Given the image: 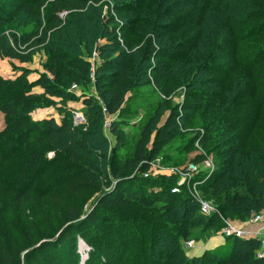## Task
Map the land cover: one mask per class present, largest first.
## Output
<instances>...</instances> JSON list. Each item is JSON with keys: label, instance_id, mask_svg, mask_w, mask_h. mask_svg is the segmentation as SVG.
Instances as JSON below:
<instances>
[{"label": "trees", "instance_id": "obj_1", "mask_svg": "<svg viewBox=\"0 0 264 264\" xmlns=\"http://www.w3.org/2000/svg\"><path fill=\"white\" fill-rule=\"evenodd\" d=\"M22 1L27 4L36 2ZM99 1L53 0L45 12L46 28L36 32L27 30L26 33L31 35L27 39L25 34L20 38L14 35L12 43L0 51L1 55L12 60L18 58L22 51L44 45L49 52V71L54 78L66 84H81L89 77V63L55 45V36L48 30L62 25L60 12L70 14L73 8L82 12L88 4ZM113 5L117 12L133 14L118 24L111 13L112 28L105 30L107 44L122 56L118 60L119 57L103 54L94 76L95 86L103 90V105L87 99L89 111L84 124L73 126L72 115L63 109V104L57 107L62 114L59 123L53 118L31 119L30 113L36 107L54 104L48 101L47 96L55 93L56 89L47 76L42 75L33 83H28L23 76L17 80L0 76V110L7 121L6 127L0 130V181L4 173L14 168V162H18L14 178L20 186L18 196H25L39 176L41 171L38 170L54 158L46 155L49 150L57 148L49 138L50 134L67 130L74 134V146L90 152L89 136L91 132L99 133L103 113L116 115L119 119L127 117L126 95L130 92L131 96L132 93L137 95L139 87L143 86L148 90L146 97H153L151 104L154 106L139 120L137 137L125 134L120 121L111 123V130L122 145L128 137L134 140L133 145H128L132 154L125 153L123 157L113 154L108 164L115 184L97 196L93 211L123 219L131 218L127 210L138 206L150 212H164L170 221L145 223L149 232L145 238L137 234L139 243L131 259H124L125 248L123 251L120 249L121 259L116 258L117 247H123L120 241L113 249L104 243L99 246L93 244L89 254L93 256L96 252L104 262L118 260L123 264H174L175 259L176 264H234L253 255L249 264H264V255L254 256V245H259L256 238L229 237L222 247L205 249L198 255H189L183 246L190 229L197 225H222L225 218L245 220L264 208L262 108L250 107L252 100L261 101V106L264 105V42L260 43V31H254L256 25L262 24L253 22L247 29L242 27L255 17L264 16L262 0H113ZM0 19H4L1 11ZM121 25L125 28L124 43L116 34ZM246 38L255 40L247 43ZM160 55L163 60L152 66L150 61L158 60ZM222 59L226 61H220ZM21 60L26 62L28 58L25 56ZM148 70L154 74L152 79H146ZM35 85L42 86L44 91L31 92ZM12 87L16 88V95L6 98V90ZM178 87L184 88V102L180 108L196 111L189 120L192 135L180 149L186 151L196 141L205 153H212L215 158V168L209 174L202 172L194 178L197 189L212 201L213 211L209 215L202 214L199 206L189 208L187 204L193 203L192 198L182 187L178 193L171 192L175 182L142 175L178 134L176 114L170 113L165 122L157 126V114L154 113L160 109L157 104L164 102L160 95L168 97ZM153 93L159 96V101H155ZM61 95L63 102L72 96L68 92ZM187 124L185 122L183 128L187 129ZM152 133L154 137L149 148ZM18 140L22 143L18 144ZM14 156L15 161L10 160ZM176 207L183 208L178 216L172 214ZM69 212L68 218L72 222L56 238L44 239L30 251L36 253L39 264H54L52 258L60 255L56 248L61 246L64 238L73 230L94 224L93 215L84 219L80 218L79 211ZM134 224L140 225V221ZM122 227L120 230L115 225L114 235L108 241L110 244L130 234L126 223ZM163 235L169 241V248L162 249L158 259L151 258L149 252ZM131 240L132 237L128 242ZM0 264H23L10 241L8 245H0Z\"/></svg>", "mask_w": 264, "mask_h": 264}, {"label": "rangeland", "instance_id": "obj_2", "mask_svg": "<svg viewBox=\"0 0 264 264\" xmlns=\"http://www.w3.org/2000/svg\"><path fill=\"white\" fill-rule=\"evenodd\" d=\"M35 1L33 4H27L28 2L25 3L22 0H0V11L4 14V19H0V27H2V31H0V46L2 47H0V51H4L5 47L12 43L14 35L20 38L22 34H25L24 38L27 39L31 36L26 33L27 30L36 32L46 28L45 12L50 8V3L53 0ZM262 7L264 8V0H262ZM112 12L117 18L116 23L118 24H122L127 17L133 14L132 12L129 15L124 14L125 12L122 11L117 12L113 5V0H100L99 3L88 4L87 8L82 12L78 11L77 8H73L70 14L67 11L60 12L59 14L63 18L62 25L48 30L51 35L55 36L53 40L55 45H60L81 56L89 63V77L81 84H66L54 78L49 71V52L44 45L22 51L19 53L18 58L12 60L2 56L0 52V76L3 78L17 80L23 76L28 83H33L42 75H45L53 82L56 92L50 93L47 97L48 101L51 100L54 104L46 107H36L30 113L31 119L53 118L55 122L59 123L62 114L58 112L57 107L63 104V109L69 110L72 115L73 126L77 127L86 122L89 111V106L85 102L87 99L95 100L101 106L103 105V90L97 88L94 83L95 70L102 63L103 54L107 53L109 56L119 57L118 60L122 56V53L119 54V52L113 51V48L107 44L108 39L105 36V30L112 28ZM253 22L262 24L261 26L256 25L254 31H260V43L264 42V16L255 17V19L247 22L242 27L247 29ZM124 29L123 25L116 29V34L122 41L126 35ZM254 40L255 38L245 39L247 43H252ZM93 52L96 54L93 55ZM25 56L28 60L23 62L21 59ZM162 60L163 57L160 55L158 60L152 59L150 63L153 66ZM220 61H226V59ZM153 77L154 74L148 70L146 79H152ZM15 90L16 88L13 87L7 89L5 97L15 96ZM43 91L44 89L40 85H35L31 88L33 93H42ZM65 92L70 93L72 96L66 102H63L61 93L64 94ZM146 94H148V90L146 87L141 86L137 95L132 93L131 96V92L126 95L124 106L129 110L128 116L125 118L119 119L116 115L103 113L99 133H90L89 143L92 150L88 153L81 151L72 144L73 133L65 130L62 133L50 134L49 138L57 144V148L49 150L46 155L54 158L50 163L43 166L42 170H38V172H41L35 178L34 186L31 187L32 189L30 188L25 196L24 194H21V197L18 196L20 195V186L14 178L18 162H14V168L4 173L0 181V245H8L10 241L13 251L21 257L23 264H39L36 260V253H30V251L44 239L56 238L58 233L72 222L68 218V214L70 210H73L75 212L79 211L81 214L80 218H90L93 215L94 224H86L81 230H73L69 233L64 238L61 246L58 249L56 248V252L60 255L52 258V263L123 264L118 260L113 261V263L108 260L104 262L98 258L96 252L95 255L91 256L89 252L92 245L99 246L100 243H104L113 249L120 241L123 247H117L116 258L121 259V250L123 251L125 248L126 256H124V259H131V255L139 243L137 234H141L145 238L149 232V226L145 223L170 221L167 220L169 215L164 214V212H150L138 206H132L127 210L131 218L123 219L116 215L104 216L100 211H93L97 196L102 192L109 191L115 184V177L110 172L108 164L113 154L116 156L118 154L121 157L125 153L132 154V149L128 145H133L134 140L128 137L125 144L122 145L112 132L111 123L114 120L120 121V128L125 134L137 137L139 134V120L145 117L150 107L154 106L151 104L153 97L152 99L147 98ZM152 95L156 97L154 93ZM158 98L159 96L155 98V101ZM160 99L164 102L162 104L158 103L157 106L160 109L154 111L157 114L155 124L160 126L165 122L169 114L173 112L177 115L178 134L159 152L152 167L153 172L151 171V175L149 174L150 177H158L178 183L181 180L183 170L190 164L199 163L203 157H208L214 169V155L205 153V150L196 141L186 151L180 149L181 145L187 142V139L192 135L189 120L196 114L194 110H183L180 108V105L184 102V88H176L168 97L160 95ZM261 104V101L252 100L250 107L252 109L256 106L262 108L261 114L259 112L262 119L260 122L264 123V105L261 106ZM6 122L5 115L0 110V130L6 127ZM185 122L188 123L187 129L183 128ZM14 133L16 134V132ZM16 135L15 137L19 138ZM153 137L154 134L152 133L148 142L149 148L152 145L151 140ZM17 143L21 144L22 142L18 140ZM198 157H200L199 160H197ZM10 160L15 161V156ZM202 170V168H199L198 172L193 173V176L204 172ZM191 181L193 180L191 179ZM191 181L187 177L182 184V189L192 198L193 203L187 204L189 208L195 209L199 206L200 209L201 200L212 203L211 200L206 199L203 192L198 190L197 187L195 191L191 190ZM182 209V207H176L175 212L172 211V214L178 216V212L182 211ZM246 220L225 218L222 225H218V223L211 227L197 225L190 229L189 236L185 240L192 239L195 243L194 248L187 249L184 247V249L189 255H192L200 251L197 246L201 247L200 249L208 247V244L212 243L211 239L219 235V232L225 227L227 222L240 225ZM139 221L140 225H133V222ZM143 222L144 224H141ZM125 223L126 226H129L130 236H122L110 244L108 241L114 235L115 225L119 226L121 230ZM135 233L136 236L134 238ZM130 237H132V240L128 242ZM164 237L165 235L161 236L152 251L149 252L151 258L158 259L162 254L160 251L169 248V241L165 240ZM74 240H76L75 243H73ZM222 246L207 249H218ZM254 247V256L258 257V244H255ZM61 255L63 257H60ZM252 257L253 255L250 258L245 257L242 262L239 261L234 264H249L251 259H253ZM175 260L174 264H176Z\"/></svg>", "mask_w": 264, "mask_h": 264}, {"label": "built area", "instance_id": "obj_3", "mask_svg": "<svg viewBox=\"0 0 264 264\" xmlns=\"http://www.w3.org/2000/svg\"><path fill=\"white\" fill-rule=\"evenodd\" d=\"M96 53L93 52V55ZM92 73V72H91ZM76 123V122H75ZM156 159L151 162V165L148 170L142 173L145 177H150V172L152 171V167L155 163ZM199 168H202L204 172H207L208 174L213 170V166L208 159V157H203L199 163L196 164H190L188 167H186L183 172L181 173V180L176 183L171 188V192L178 193L180 192V189L182 187V184L184 183L185 179L188 177V179L191 181L190 187L191 190H196V182L194 180L195 176H193V173L198 172ZM206 170V171H205ZM153 172V171H152ZM150 174V175H149ZM201 206L200 210L201 213L204 215H209L213 211V205L212 203H209L207 201L201 200ZM254 225H258V228L255 230L250 229L249 227H252ZM219 235L222 236L225 240L229 237H238V238H256L258 239L259 245H258V252L257 256L262 257L264 255V210L254 212L244 223L237 225L232 222H227L225 227L219 232ZM195 245L194 241L192 239L184 241L183 246L187 249L192 248Z\"/></svg>", "mask_w": 264, "mask_h": 264}, {"label": "crops", "instance_id": "obj_4", "mask_svg": "<svg viewBox=\"0 0 264 264\" xmlns=\"http://www.w3.org/2000/svg\"><path fill=\"white\" fill-rule=\"evenodd\" d=\"M250 229H252V230H255V229H257L258 228V225H254V226H252V227H249ZM212 240V243L211 244H208L209 246L208 247H206V248H202V249H200L198 246H197V248L200 250V251H197V252H195L194 254H192V255H198V254H201L202 252V250L203 249H207V248H214V247H217V246H221V245H224V243L226 242V240L222 237V236H220V235H218V236H216L215 238H213V239H211ZM194 248V247H193ZM191 249V248H190Z\"/></svg>", "mask_w": 264, "mask_h": 264}]
</instances>
